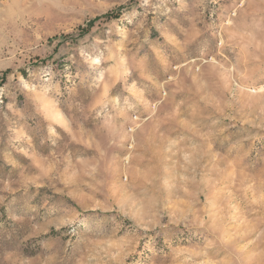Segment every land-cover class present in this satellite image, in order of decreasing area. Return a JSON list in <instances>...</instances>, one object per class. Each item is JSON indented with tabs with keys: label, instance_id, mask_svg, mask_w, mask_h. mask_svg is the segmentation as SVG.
<instances>
[{
	"label": "rangeland",
	"instance_id": "1",
	"mask_svg": "<svg viewBox=\"0 0 264 264\" xmlns=\"http://www.w3.org/2000/svg\"><path fill=\"white\" fill-rule=\"evenodd\" d=\"M0 264H264V0H0Z\"/></svg>",
	"mask_w": 264,
	"mask_h": 264
}]
</instances>
